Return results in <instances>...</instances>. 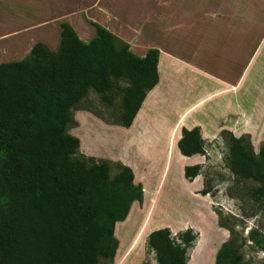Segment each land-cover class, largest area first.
Segmentation results:
<instances>
[{
  "label": "trees",
  "instance_id": "1",
  "mask_svg": "<svg viewBox=\"0 0 264 264\" xmlns=\"http://www.w3.org/2000/svg\"><path fill=\"white\" fill-rule=\"evenodd\" d=\"M90 23L97 31L90 41L62 22L58 50L38 41L24 59L0 63V264H100L101 258L114 263L116 225L135 201H144L132 167L119 163L112 177L109 160L74 158L81 140L69 127L76 124L73 109L90 89L111 102L108 92L115 88L123 93L118 124L131 127L159 83L160 51L138 56L125 40ZM222 133L230 142L231 171L258 183L253 196L264 199V144L255 152L247 136ZM178 147L185 156L204 155L201 128L183 127ZM201 169L186 165L185 177L192 181ZM197 238L191 227L178 240L164 227L148 235L147 247L158 264H188ZM215 264H244L232 230Z\"/></svg>",
  "mask_w": 264,
  "mask_h": 264
},
{
  "label": "rangeland",
  "instance_id": "2",
  "mask_svg": "<svg viewBox=\"0 0 264 264\" xmlns=\"http://www.w3.org/2000/svg\"><path fill=\"white\" fill-rule=\"evenodd\" d=\"M27 2L29 6L37 5L34 0ZM256 3H259L258 0L255 1ZM202 4L199 3L197 10L194 11L197 14L200 30H204L206 26L204 23L206 17L202 10L204 1ZM30 9L35 20L43 14H40L38 8L37 10H34V7ZM258 9L261 14L258 10H254L250 1H247L246 16L252 22H246L244 48L242 45V28L240 27V54L237 52V47L227 50L220 46L219 51L220 49L223 51L219 53L223 55L218 59L215 57L217 61L213 59L214 76L212 78L195 72L192 77L190 75L187 81L179 79L177 82L179 94L176 96L175 103H162L161 110L165 109L166 106H171V109L165 111L166 117L161 116L165 122L166 130L170 132L166 135L165 149H162V146L159 148L157 143L150 142L151 138L157 139V135L149 136L142 133L143 130H141L146 125L150 113H152V101L144 102L143 110H140L135 118L133 129H125L118 124L122 114L123 93L117 88L108 92L111 96V102L105 101L101 93L95 89H90L87 96L73 109L74 116L77 115L78 109L87 108L100 115L108 123L107 125L93 124L90 128L86 126L79 128V125L75 127L76 124L70 125L69 132L72 134L81 133L84 135L85 132L84 149L94 150L90 147L91 144L86 134L89 132L88 129L92 132V136L96 133L98 136L118 138L127 140V142L136 137L138 131H141L137 134V138L140 137L142 140L141 152L143 156L137 155V146H135V150L129 148L130 151L128 152L130 159L136 162L138 166L136 172L133 170L134 174L137 173L138 179L149 181L154 188L159 180L164 183L165 181L168 182L165 183V185L167 184L166 188L160 193L156 194V189L154 192L152 191L153 195L151 194L147 200L154 199V201L150 204L148 214L147 209L144 208V202L139 204L140 206L134 204L128 218L116 225V237L120 241L116 260L111 263L108 259L101 258L100 264H144L147 262L158 264L155 252L150 251L147 247V237L153 230L146 233V236L143 229L149 223L153 226L154 223L160 222L162 217L172 218L171 220L175 217L182 218L190 224L200 226L199 229H193L198 234V238L194 242V246L189 249L188 264H215L217 251L224 242L230 239L231 230L234 232L237 245L240 246L244 264H264V199H257L253 196V191L259 186L258 183L251 180H241L231 171L229 165L230 142L225 134L221 133V137L209 144L211 156H208L207 165H202L201 174L204 175L205 182L203 189L198 191L199 194L190 195L191 193L181 188L182 184L178 187L170 184L178 178L180 180L181 166L187 161V158L183 159L185 157L182 156L183 158L181 157L178 162L177 156L173 152V140L177 137L175 133L177 134L180 119V112L178 111L177 115L176 109L172 108L174 104L179 108H185L193 104L200 96L208 92H216L219 88H224L226 84H232L235 86L234 90L213 95L208 103L194 114L208 117L212 121L210 124L213 127H217L221 123L235 127L240 125L242 130L240 136H247L251 140L255 152H258L264 144V1L261 6H258ZM31 21L29 19L28 23ZM235 33L238 36V26L235 28ZM31 41L32 39L29 42ZM201 47L203 48L202 45ZM27 48L23 49L22 53ZM203 52L205 54V50ZM16 55L18 53L10 56L4 55L1 46L2 58H12ZM167 67L168 65L164 63L162 68L166 70ZM125 84L124 82L121 83L122 86ZM151 94L153 93L151 92ZM241 111L244 112L242 114L244 117L241 116ZM137 120L140 122L138 123ZM151 120L153 118H150L149 125L157 122L156 117L153 121ZM93 131H95L94 134ZM145 138L149 143L144 142ZM94 140V145L100 151L104 149V145H108L107 139L95 138ZM110 149H115V146L110 147ZM72 156L74 158L93 157L85 154L83 149ZM112 163L111 175L113 177L119 172L118 164L122 162L115 163L113 161ZM204 189L208 190L209 193L204 195L202 193ZM155 195L158 196L152 198ZM155 204H157V213L153 217L151 211ZM217 211L221 212V216ZM153 218L159 219L153 221ZM167 222L168 220L163 221L164 224ZM220 222L225 226H222ZM171 226L172 228H169L172 236L178 240L179 233L186 229H178V223ZM253 236L259 242L255 241Z\"/></svg>",
  "mask_w": 264,
  "mask_h": 264
},
{
  "label": "crops",
  "instance_id": "3",
  "mask_svg": "<svg viewBox=\"0 0 264 264\" xmlns=\"http://www.w3.org/2000/svg\"><path fill=\"white\" fill-rule=\"evenodd\" d=\"M27 1L0 0V63L24 59L38 41L46 43L54 51L58 50L62 22L71 24L79 37L84 41H90L97 34L96 28L90 23L91 21L100 24L119 38L125 40L130 45L131 51L138 56L144 57L151 48H156L160 51L158 63L160 80L145 99V101H152V113H150L147 123H145L146 125L141 130H143L142 133L149 136L157 135V139L151 138L150 142L153 144L157 143L159 148L162 146V149H165L167 143L166 135L170 134V132L166 130L165 122L161 119V116L166 117L165 111L171 109V106H166L165 109L161 110L162 103H175L176 96L179 94V87L177 85L179 79L187 81L190 75L192 77L195 72L206 75L207 78H212L214 76L213 59L217 61L216 58L218 59L223 55L219 53L223 51L221 49L219 51L218 48L220 46L227 50L237 47V52L240 54V27L242 28V45L244 48L246 22H252L246 16L247 1H250L253 4L254 10H258L261 14L258 6H261L264 0H258L259 3L256 4V0H34L37 3L35 6H29ZM202 1H204L202 10L206 17L204 30H200L197 14L194 12L197 10L199 3L203 5ZM33 7L34 10L38 8L40 14L43 13L36 20L33 18L34 16L30 9ZM29 19L30 21L32 20L30 23H28ZM236 26H238V36L235 33ZM31 39L32 41L29 42ZM1 46L4 55L10 56L17 53L18 55L12 58H2ZM26 47H28L27 50L22 53ZM202 49L205 50V54L204 52L202 53ZM164 63L168 65L166 70L162 68ZM231 89L234 90L235 86L226 84L224 88H219L216 92H208L200 96L193 104L185 108H179L175 104L172 107L176 109L177 115L178 111L180 112L176 151L180 157H185H182L183 159L187 158V161L182 166L180 165V180L178 178L170 182V184L176 187L182 184L181 188L191 193L190 195L196 196L199 194L198 191H201L204 187L205 178L203 174H199L192 181L188 180L185 177V166L195 164L207 165L208 156H211L209 144L221 137L224 129L228 128V130L233 131L238 137H240L242 131L240 125L235 127L222 125L221 123L217 127H213L210 124L212 121L208 117L194 113L207 104L213 95ZM151 92L153 94L150 95ZM241 112V116L244 117L242 115L244 112ZM155 117L157 118V122L149 125L150 118L154 120ZM74 119L76 121L75 127L79 125V128L82 126L90 128L93 124H108L100 115L87 108L78 109ZM196 126L201 128L202 137L205 140V154L185 156L178 147V141L182 137V128L192 129ZM133 127L132 125L129 128H124L133 129ZM88 130L89 132L86 134L91 144L90 147L94 149L93 151H88L83 147V138L86 139L85 132L84 135H81V133L73 134L80 138V149H83L85 154L106 159L110 162H122V164L132 167L136 172V167L138 166L136 162L130 159L128 152L130 151L129 148L135 150V146H137V155L143 156L141 152L142 140L140 137L137 138V134L141 133V131H138L136 137L127 142V140L118 138L98 136L95 131H93V134H95L92 136V132L90 129ZM95 138L107 139L108 145H104L102 151L98 150L94 145ZM146 141L148 142L147 138H145L144 142ZM117 144H121V146L118 147ZM112 146H115V149H110ZM136 175L135 182L141 183L144 188L143 202L148 214L150 204L153 203L154 199L149 201L147 199L150 198L152 191L154 192L155 189L156 194L164 190L167 185L165 183L168 182L165 181L164 183L162 180H159L157 186L154 188L149 181L138 179ZM157 196L155 195L152 198H156ZM134 204L140 206L139 204L141 203L135 201L132 206ZM156 207L157 204L153 206L151 211L153 217L157 213ZM153 219V221H156L159 218ZM161 219L168 220V222L166 224L160 222L153 231L164 227L172 228L171 225L174 223L179 224L178 229L180 230L188 229L189 227L199 229L200 227L190 224L186 219L182 218L175 217L171 220L172 218L167 219L166 217H162ZM117 224H120V222Z\"/></svg>",
  "mask_w": 264,
  "mask_h": 264
},
{
  "label": "bare ground",
  "instance_id": "4",
  "mask_svg": "<svg viewBox=\"0 0 264 264\" xmlns=\"http://www.w3.org/2000/svg\"><path fill=\"white\" fill-rule=\"evenodd\" d=\"M2 41V40H1ZM17 41V40H16ZM20 45V44H19ZM145 104V103H144ZM144 104L142 105V107H141V111L143 110V107H144ZM145 112V111H144ZM139 113V112H138ZM142 114V113H141ZM144 116V115H143ZM139 118V117H138ZM138 121V120H137ZM141 121H142V119H141ZM140 121H138V123H139ZM144 123V122H143ZM238 127V126H237ZM136 128V127H135ZM204 128V127H203ZM175 133V132H174ZM173 133V134H174ZM175 135L177 136L174 140H173V152H174V154L177 156V159H178V162H179V160H180V155H179V153H177V149H176V142H177V140H178V136L179 135H177L176 133H175ZM175 148V149H174ZM163 220V219H162ZM162 220H160V222L162 221ZM164 221V220H163ZM163 221H162V223H163ZM160 222H156V223H154L153 224V226L152 225H150V223L149 224H147V226L145 227V229H143V233L144 234H146V233H148V232H150V231H152L157 225H159L160 224ZM146 236H147V234H146ZM121 238V237H120ZM137 238V237H136ZM128 253V252H127Z\"/></svg>",
  "mask_w": 264,
  "mask_h": 264
}]
</instances>
